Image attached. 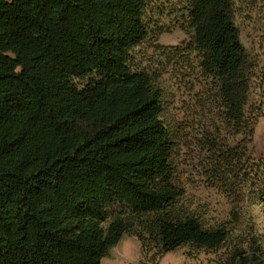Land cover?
I'll list each match as a JSON object with an SVG mask.
<instances>
[{
  "label": "trees",
  "instance_id": "1",
  "mask_svg": "<svg viewBox=\"0 0 264 264\" xmlns=\"http://www.w3.org/2000/svg\"><path fill=\"white\" fill-rule=\"evenodd\" d=\"M168 3L213 81L201 172L264 202L234 0H0V264H103L128 233L147 254L189 246L216 254L207 264H264L254 225L209 224L183 202L163 89L134 57L148 9Z\"/></svg>",
  "mask_w": 264,
  "mask_h": 264
},
{
  "label": "rangeland",
  "instance_id": "2",
  "mask_svg": "<svg viewBox=\"0 0 264 264\" xmlns=\"http://www.w3.org/2000/svg\"><path fill=\"white\" fill-rule=\"evenodd\" d=\"M235 23L252 63L248 110L257 117L250 143L254 157L264 154V0H234ZM149 37L134 50L135 63L150 71L163 89V119L175 141V164L179 183L185 188L183 202L209 224L239 219L243 227L254 225L264 238V202L239 200L209 186L201 172L206 152L200 148L202 133H216L210 92L213 81L198 67L195 54L186 51L191 30L175 3L148 9ZM181 49V50H180ZM190 56V57H189ZM226 135L223 131L222 136ZM232 141V138H229ZM216 254L189 246L158 255L144 253L136 235L125 234L103 264H207Z\"/></svg>",
  "mask_w": 264,
  "mask_h": 264
}]
</instances>
